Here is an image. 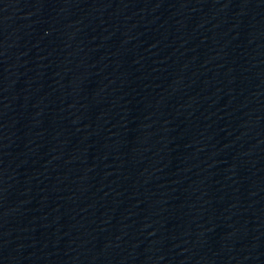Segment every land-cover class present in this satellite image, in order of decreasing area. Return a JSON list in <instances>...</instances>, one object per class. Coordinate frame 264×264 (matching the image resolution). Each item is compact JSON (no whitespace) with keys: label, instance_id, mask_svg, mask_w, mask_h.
<instances>
[{"label":"water","instance_id":"1","mask_svg":"<svg viewBox=\"0 0 264 264\" xmlns=\"http://www.w3.org/2000/svg\"><path fill=\"white\" fill-rule=\"evenodd\" d=\"M247 264H264V234L252 253Z\"/></svg>","mask_w":264,"mask_h":264}]
</instances>
